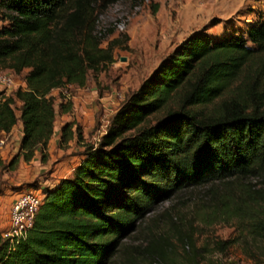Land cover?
<instances>
[{
	"label": "trees",
	"instance_id": "obj_1",
	"mask_svg": "<svg viewBox=\"0 0 264 264\" xmlns=\"http://www.w3.org/2000/svg\"><path fill=\"white\" fill-rule=\"evenodd\" d=\"M97 6L0 0V65L28 70L25 87L0 92V132L24 127L20 150L0 160L2 171L33 160L39 148L46 161L58 113L74 106L69 100L57 110L53 90L83 87L91 71L114 60L112 45L103 47L95 33ZM74 138H82L75 120L62 126L61 145ZM81 155L71 176L44 190L25 238L16 242L0 231V264H105L157 203L205 185L210 197L197 203L204 221L235 219L264 240V16L246 34L218 37L203 29L187 37ZM166 215L179 231L172 212ZM180 235L194 245L192 234ZM232 243L218 241L222 250ZM169 244L167 235L153 236L145 251L165 259Z\"/></svg>",
	"mask_w": 264,
	"mask_h": 264
},
{
	"label": "rangeland",
	"instance_id": "obj_2",
	"mask_svg": "<svg viewBox=\"0 0 264 264\" xmlns=\"http://www.w3.org/2000/svg\"><path fill=\"white\" fill-rule=\"evenodd\" d=\"M264 16V0H118L104 6L98 0L95 14V33L103 39V47L112 45L113 61L103 70L89 73L85 86L68 85L55 89L57 110L61 102H74L72 118L81 126L82 138H75L60 147L69 154H80L86 142L97 143L111 125L113 116L133 91L150 76L157 66L182 41L196 31L207 29L212 36L243 32L250 21ZM6 22L0 17V28ZM0 65V74L15 80L12 87L0 85V92L10 94L26 86L25 74ZM61 93L66 95L63 100ZM19 107V103L17 104ZM58 113V120L64 121ZM158 116L153 118L156 122ZM62 157V156H61ZM63 158V157H62ZM57 162H54L55 166ZM50 172L42 170L31 182L26 181L15 191L38 190L44 193L51 187ZM261 178L253 177L257 183ZM4 180L0 179V183ZM208 185L189 188L160 201L136 228L121 239L115 254L105 264H264V240L252 237L237 220L204 221L197 203L209 198ZM6 201L0 202V220L8 218ZM172 212L176 229L166 213ZM190 233L193 244L185 245L180 233ZM167 235L170 239L166 258H155L145 251L153 236ZM219 240H232L226 250ZM194 246V247H193Z\"/></svg>",
	"mask_w": 264,
	"mask_h": 264
},
{
	"label": "crops",
	"instance_id": "obj_3",
	"mask_svg": "<svg viewBox=\"0 0 264 264\" xmlns=\"http://www.w3.org/2000/svg\"><path fill=\"white\" fill-rule=\"evenodd\" d=\"M256 19L257 17L250 21L248 26ZM246 29L243 31L244 34H246ZM70 114V112L61 113V117L64 121H59L57 119L54 135L49 141L46 150L48 153L46 161L42 160V148H39L33 160L26 162L22 158L18 168L15 170L2 171V167L0 166V179L2 178V180H4L3 183H0V202L5 200L8 209L11 210L12 203L18 194V192L14 190L16 186H20L26 181L31 182L42 170H46L47 173L50 172V176L49 179L45 181L50 182L51 187H54L61 179L71 176L75 167L80 163L78 162L67 166L70 161L74 162L79 155L71 156L69 154L73 148L65 150L60 147L62 126L66 122L75 120V118L69 116ZM23 128V124L20 122L10 132H0L1 139L3 140V144L0 145V160L8 162L20 150L22 137L24 135ZM80 156L83 157L81 154ZM81 160L82 159H80V161ZM54 162L57 163L52 167ZM9 227L10 211L8 210V218L0 220V231L4 233Z\"/></svg>",
	"mask_w": 264,
	"mask_h": 264
},
{
	"label": "built area",
	"instance_id": "obj_4",
	"mask_svg": "<svg viewBox=\"0 0 264 264\" xmlns=\"http://www.w3.org/2000/svg\"><path fill=\"white\" fill-rule=\"evenodd\" d=\"M15 84V80L7 75L0 74V85L8 88ZM72 85V84H69ZM68 86V85H67ZM67 87L64 88V90ZM3 140H0V145ZM44 199V193L38 190L18 192L10 210V227L3 233L18 242L25 238L33 227L36 213Z\"/></svg>",
	"mask_w": 264,
	"mask_h": 264
}]
</instances>
